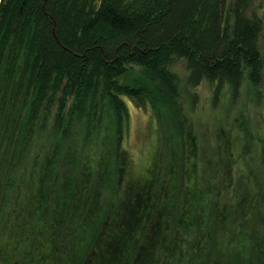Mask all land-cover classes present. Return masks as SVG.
I'll use <instances>...</instances> for the list:
<instances>
[{
  "label": "trees",
  "instance_id": "obj_1",
  "mask_svg": "<svg viewBox=\"0 0 264 264\" xmlns=\"http://www.w3.org/2000/svg\"><path fill=\"white\" fill-rule=\"evenodd\" d=\"M250 4L0 1V264H264L263 232H229L245 193L182 191L183 168L178 184L158 167L126 181L127 102L158 99L117 80L139 65L175 104L169 67L182 59L188 84L208 81L214 99L227 84L236 96L245 75L259 85L263 24ZM64 158L86 169L77 188L65 185Z\"/></svg>",
  "mask_w": 264,
  "mask_h": 264
},
{
  "label": "rangeland",
  "instance_id": "obj_2",
  "mask_svg": "<svg viewBox=\"0 0 264 264\" xmlns=\"http://www.w3.org/2000/svg\"><path fill=\"white\" fill-rule=\"evenodd\" d=\"M247 14L261 19L263 44L264 0H251ZM169 71L179 81L175 104L160 97L158 82L139 65L128 66L117 79L123 85H142L158 99L154 105L147 102L144 106L127 102L126 181H142L158 167L161 179L165 175L178 184L182 180L179 170L183 168L182 191L186 186H199L210 197L212 190L220 188L224 199L233 198L235 193L246 194L239 208H232L235 222L229 232L242 235L247 230L252 237L264 233V72L259 85L252 84L245 75L236 96L227 84L219 98L214 99L208 81L198 87L188 84L184 60L174 61ZM182 125L184 132L180 134ZM97 147L98 142L90 143L89 155H94ZM59 166L68 188L84 183L86 169L76 161L64 158ZM102 198L107 201L113 195L103 192ZM3 206L2 203L1 209ZM207 231L203 228L202 234ZM223 234L224 231L221 234L212 230L210 236L217 238Z\"/></svg>",
  "mask_w": 264,
  "mask_h": 264
},
{
  "label": "water",
  "instance_id": "obj_3",
  "mask_svg": "<svg viewBox=\"0 0 264 264\" xmlns=\"http://www.w3.org/2000/svg\"><path fill=\"white\" fill-rule=\"evenodd\" d=\"M1 1V0H0Z\"/></svg>",
  "mask_w": 264,
  "mask_h": 264
}]
</instances>
